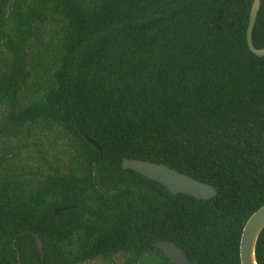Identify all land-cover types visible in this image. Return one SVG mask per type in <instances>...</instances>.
I'll return each mask as SVG.
<instances>
[{"label":"trees","instance_id":"trees-1","mask_svg":"<svg viewBox=\"0 0 264 264\" xmlns=\"http://www.w3.org/2000/svg\"><path fill=\"white\" fill-rule=\"evenodd\" d=\"M252 1L0 0V264H174L160 240L193 264H241L264 205ZM252 42L264 47V0ZM124 158L217 195H174Z\"/></svg>","mask_w":264,"mask_h":264},{"label":"water","instance_id":"water-1","mask_svg":"<svg viewBox=\"0 0 264 264\" xmlns=\"http://www.w3.org/2000/svg\"><path fill=\"white\" fill-rule=\"evenodd\" d=\"M261 0H253L250 8L249 24L247 28V44L249 49L257 56H264V47L256 48L252 42V31L260 9ZM87 140L101 149L100 145L90 137ZM122 169L133 170L151 180L165 186L172 194H187L200 200H210L217 195V189L207 182L200 181L192 176L180 172L163 163H155L137 158H124ZM64 210L66 208H63ZM59 210H56V213ZM264 230V205L257 209L246 221L240 238L241 264H258L256 259V244ZM41 255L44 258V243L41 237L32 232ZM161 249L174 264H193L184 251L174 242L160 240L154 243ZM20 264V254L18 252Z\"/></svg>","mask_w":264,"mask_h":264}]
</instances>
